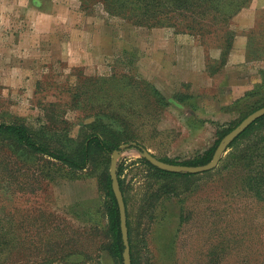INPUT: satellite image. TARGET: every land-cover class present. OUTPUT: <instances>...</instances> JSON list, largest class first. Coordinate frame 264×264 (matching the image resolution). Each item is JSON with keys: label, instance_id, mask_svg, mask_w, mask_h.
<instances>
[{"label": "rangeland", "instance_id": "374dc122", "mask_svg": "<svg viewBox=\"0 0 264 264\" xmlns=\"http://www.w3.org/2000/svg\"><path fill=\"white\" fill-rule=\"evenodd\" d=\"M208 7L203 18L184 17L200 28L190 32L132 24L97 0H0V120H24L72 149L96 112H116L135 136L128 143L157 158H191L264 101V0ZM243 142L213 169L170 180L173 190L136 147L121 149L136 264H264V201L245 185L264 169V144L249 169L224 167ZM24 154L0 145V264H117L96 180L102 167L39 181L31 166L42 160ZM72 190L93 197L66 198Z\"/></svg>", "mask_w": 264, "mask_h": 264}, {"label": "trees", "instance_id": "16d2710c", "mask_svg": "<svg viewBox=\"0 0 264 264\" xmlns=\"http://www.w3.org/2000/svg\"><path fill=\"white\" fill-rule=\"evenodd\" d=\"M103 8L112 15H118L127 19L132 24L140 26H162L168 23L171 26H181L187 31L199 32L195 22L185 21L184 17L190 16L195 18V13L200 18H203L207 12L211 11L208 7V1L213 4L218 0H97ZM215 12L220 13L223 10L220 7L214 8ZM171 20H175L174 23ZM152 87V86H151ZM152 93L162 95L155 87H152ZM163 95L161 96V98ZM162 101V100H160ZM264 106V101L245 113L237 122L228 128L216 129V138L213 144L189 159H164L159 158L168 163L182 164V165H201L211 160L213 152L220 141V139L235 127L245 116L255 109ZM128 119L118 113L98 111L94 115V119L86 126V130L82 131L81 137L78 140L75 148L69 149L64 144L52 143L47 134L43 131L34 129L28 125L24 120H0V145L7 147L9 150L23 151L25 156L35 160H42L43 163L31 166L32 175L35 173L39 181L42 179L56 180L58 178H79L80 171L86 170L88 167L101 166L97 179L98 187L104 192L107 199L105 206V214L107 218V231L109 233V252L116 260L117 264H122L123 243L119 225V213L117 203L111 189V180L108 173V163L110 155L113 150L119 149L120 144L128 143V141L135 138L134 134L130 132ZM115 124V125H113ZM114 126V128L112 127ZM264 115L257 118L245 130H243L229 145L232 147L237 141L245 142L243 148H238L229 152L224 158V167H231L233 164H243L248 169L256 161L257 150L264 144ZM243 142V143H244ZM136 147L141 150V144L136 142ZM140 161L148 166L150 175L163 179L168 185L163 186L168 190H173L169 185L170 180L174 178H182L188 182L192 177L199 173H185V172H169L161 170L144 158ZM18 162V160H17ZM262 169V168H261ZM257 170L254 174H249L246 178V187L252 191L253 196L259 200L264 201V169ZM57 170H61L57 172ZM9 171V170H8ZM72 173H78L75 176ZM202 173V172H201ZM10 176V175H9ZM117 176L120 189L123 194V199L126 207L128 240L130 245L131 264H136L133 260L132 242L130 237L128 213H127V199L125 196V186L121 180V169H117ZM173 187V186H172ZM4 238L0 233V252L3 250ZM56 264H70L66 262H59Z\"/></svg>", "mask_w": 264, "mask_h": 264}, {"label": "water", "instance_id": "95a60500", "mask_svg": "<svg viewBox=\"0 0 264 264\" xmlns=\"http://www.w3.org/2000/svg\"><path fill=\"white\" fill-rule=\"evenodd\" d=\"M264 115V106L259 107L245 116L235 127H233L229 132H227L218 142L212 158L205 164L201 165H182V164H173L168 163L163 160H160L156 156H154L151 152H149L144 147H141L139 150L136 147V142L123 143L119 146V149H115L112 151L110 155V163H109V177L111 180V189L113 195L115 197L118 213H119V225L122 243L124 245L122 251V264H131L130 257V245L128 240V228H127V215H126V207L123 199V194L120 189L118 176H117V160L122 148H127L129 146H134L139 151L141 157L151 163L153 166L169 171V172H185V173H201L208 170L213 169L217 166L219 159L226 152L227 148L231 144V142L243 131L245 130L252 122H254L257 118Z\"/></svg>", "mask_w": 264, "mask_h": 264}, {"label": "crops", "instance_id": "0c3cea01", "mask_svg": "<svg viewBox=\"0 0 264 264\" xmlns=\"http://www.w3.org/2000/svg\"><path fill=\"white\" fill-rule=\"evenodd\" d=\"M55 184H56L55 191L58 193L56 195L59 196L60 193L62 192V189L60 188L59 185H57L58 182H56ZM97 190H98V188H97ZM65 193L66 194H64V195L66 196V198L71 199V200H75L78 198L84 200V199H90L91 197H93V194H87L86 190H81V191L72 190V191H66Z\"/></svg>", "mask_w": 264, "mask_h": 264}]
</instances>
